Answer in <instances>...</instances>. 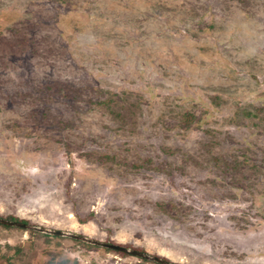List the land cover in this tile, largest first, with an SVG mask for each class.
I'll use <instances>...</instances> for the list:
<instances>
[{
  "label": "rangeland",
  "instance_id": "rangeland-1",
  "mask_svg": "<svg viewBox=\"0 0 264 264\" xmlns=\"http://www.w3.org/2000/svg\"><path fill=\"white\" fill-rule=\"evenodd\" d=\"M0 217L264 264V0H0ZM0 264L159 263L0 225Z\"/></svg>",
  "mask_w": 264,
  "mask_h": 264
},
{
  "label": "water",
  "instance_id": "water-1",
  "mask_svg": "<svg viewBox=\"0 0 264 264\" xmlns=\"http://www.w3.org/2000/svg\"><path fill=\"white\" fill-rule=\"evenodd\" d=\"M0 225H6L10 227L22 228L25 230L36 231V232L47 234L50 236L67 237V238H70L76 241H81L83 243L90 244L96 247H102L105 249L114 250L116 252H122L128 255H131V256H135L140 259H144L147 261H153L159 264H175L157 255H151L145 251H140L134 248L126 247V246L115 244L112 242L100 241V240L88 237L86 235L74 233V232L67 231V230L54 229V228H49V227H45L41 225H34L31 223H26V222H22L18 220H12L8 218H4V217H0Z\"/></svg>",
  "mask_w": 264,
  "mask_h": 264
},
{
  "label": "trees",
  "instance_id": "trees-1",
  "mask_svg": "<svg viewBox=\"0 0 264 264\" xmlns=\"http://www.w3.org/2000/svg\"><path fill=\"white\" fill-rule=\"evenodd\" d=\"M9 219H12V220H18V221H22V222H26L27 223V220H20V219H17V218H13V217H8ZM141 251V250H140ZM119 253H122V252H119ZM123 254V253H122Z\"/></svg>",
  "mask_w": 264,
  "mask_h": 264
}]
</instances>
